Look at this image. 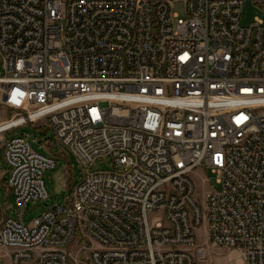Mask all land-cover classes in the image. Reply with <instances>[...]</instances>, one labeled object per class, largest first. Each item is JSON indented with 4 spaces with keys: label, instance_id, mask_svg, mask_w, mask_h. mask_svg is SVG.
Returning <instances> with one entry per match:
<instances>
[{
    "label": "built area",
    "instance_id": "built-area-1",
    "mask_svg": "<svg viewBox=\"0 0 264 264\" xmlns=\"http://www.w3.org/2000/svg\"><path fill=\"white\" fill-rule=\"evenodd\" d=\"M245 1L0 0V147L20 210L0 208L7 264H73V247L86 264H202L203 222L235 264H264V20L241 27ZM39 121L83 176L26 226L55 161L4 134ZM104 157L112 169L92 170ZM198 169L219 185L203 209Z\"/></svg>",
    "mask_w": 264,
    "mask_h": 264
},
{
    "label": "rangeland",
    "instance_id": "rangeland-1",
    "mask_svg": "<svg viewBox=\"0 0 264 264\" xmlns=\"http://www.w3.org/2000/svg\"><path fill=\"white\" fill-rule=\"evenodd\" d=\"M172 13L178 17H184L185 9L182 2H175L171 7ZM255 17L264 20V11L254 4L252 0H246L242 6L239 25L248 27ZM4 74V65L0 58V76ZM10 110L0 104V121L10 118ZM27 135L33 151L51 157L55 161L53 169L44 170L43 179L48 193L46 201L31 202L28 209L24 210L21 219L24 225L29 226L31 222L39 217L47 209L54 205H66L67 198L72 190L80 183L83 176L82 168L76 157L70 151L61 146L47 126L39 121L35 124H26L20 128L13 129L4 134L5 139L11 137ZM111 158L104 157L95 161L92 170H111ZM8 178L7 164L3 159V150L0 147V208L5 216L19 220L20 210L14 202V196L6 186ZM191 179L195 187V199L203 209V198L206 192L218 190L219 185L216 177L210 170L198 169L191 174ZM197 246L205 251L206 259L202 264H235V260L240 255L239 249L216 246L209 242L207 238V225L203 222L195 229ZM4 250L0 249V264H7L8 258L3 255ZM73 264H86L83 255L77 254V247L70 250Z\"/></svg>",
    "mask_w": 264,
    "mask_h": 264
},
{
    "label": "bare ground",
    "instance_id": "bare-ground-1",
    "mask_svg": "<svg viewBox=\"0 0 264 264\" xmlns=\"http://www.w3.org/2000/svg\"><path fill=\"white\" fill-rule=\"evenodd\" d=\"M237 261H239V260L237 259Z\"/></svg>",
    "mask_w": 264,
    "mask_h": 264
},
{
    "label": "crops",
    "instance_id": "crops-1",
    "mask_svg": "<svg viewBox=\"0 0 264 264\" xmlns=\"http://www.w3.org/2000/svg\"><path fill=\"white\" fill-rule=\"evenodd\" d=\"M1 121H3V120H1ZM1 121H0V122H1Z\"/></svg>",
    "mask_w": 264,
    "mask_h": 264
}]
</instances>
